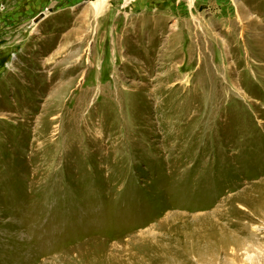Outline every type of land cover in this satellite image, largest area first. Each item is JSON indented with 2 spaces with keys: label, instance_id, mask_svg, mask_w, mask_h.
I'll return each mask as SVG.
<instances>
[{
  "label": "rangeland",
  "instance_id": "374dc122",
  "mask_svg": "<svg viewBox=\"0 0 264 264\" xmlns=\"http://www.w3.org/2000/svg\"><path fill=\"white\" fill-rule=\"evenodd\" d=\"M98 1L0 0V264H264V0Z\"/></svg>",
  "mask_w": 264,
  "mask_h": 264
},
{
  "label": "bare ground",
  "instance_id": "6f19581e",
  "mask_svg": "<svg viewBox=\"0 0 264 264\" xmlns=\"http://www.w3.org/2000/svg\"><path fill=\"white\" fill-rule=\"evenodd\" d=\"M109 2V0H99L98 3L95 4V16L98 18L103 12L104 9H106L107 7V3ZM82 41V40H81ZM80 45V44H79ZM80 48V47H79ZM68 59V58H67ZM62 85V84H61ZM62 91V89H61ZM235 94V93H234ZM229 95V94H228ZM236 96V95H235Z\"/></svg>",
  "mask_w": 264,
  "mask_h": 264
}]
</instances>
